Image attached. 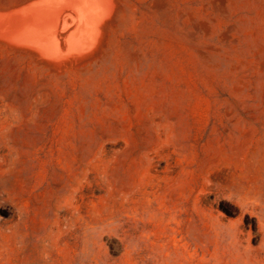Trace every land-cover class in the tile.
Here are the masks:
<instances>
[{
    "label": "rangeland",
    "instance_id": "obj_1",
    "mask_svg": "<svg viewBox=\"0 0 264 264\" xmlns=\"http://www.w3.org/2000/svg\"><path fill=\"white\" fill-rule=\"evenodd\" d=\"M186 3L92 98L0 68V264H264V0Z\"/></svg>",
    "mask_w": 264,
    "mask_h": 264
},
{
    "label": "bare ground",
    "instance_id": "obj_2",
    "mask_svg": "<svg viewBox=\"0 0 264 264\" xmlns=\"http://www.w3.org/2000/svg\"><path fill=\"white\" fill-rule=\"evenodd\" d=\"M159 1L165 11L178 6L185 12L186 0H15L1 5L0 68L27 75L35 96L55 99L71 88L90 98L107 68L155 64L161 43L172 40L159 23Z\"/></svg>",
    "mask_w": 264,
    "mask_h": 264
}]
</instances>
